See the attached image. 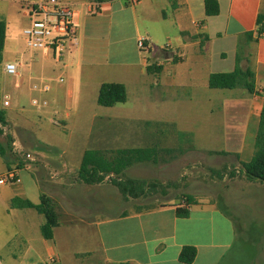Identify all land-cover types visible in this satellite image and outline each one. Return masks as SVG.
Returning <instances> with one entry per match:
<instances>
[{
  "label": "crops",
  "instance_id": "obj_1",
  "mask_svg": "<svg viewBox=\"0 0 264 264\" xmlns=\"http://www.w3.org/2000/svg\"><path fill=\"white\" fill-rule=\"evenodd\" d=\"M216 1L220 12L215 16L206 14L205 0L67 1L73 9L78 44L65 57L70 64L76 60L83 68L98 71L99 87L103 83H122L127 87L124 78L136 74L145 78L149 59L156 65L160 60L173 63L168 65L172 86L197 82L203 71L204 79L208 77L204 85L209 86L211 73L223 71V67L231 68L230 72L235 69L239 49L241 67L255 73V93L224 100L225 150L198 151L242 153L246 141L255 146L264 108V34L244 43L246 33L257 29L264 0ZM142 20L168 29V50L156 46L158 40L153 34H142ZM140 38L146 40V50L138 48ZM185 49L190 51V63L182 54ZM48 60L43 55L37 68L41 78L48 74ZM96 118L91 121L95 123ZM107 119L110 118H103ZM15 138L14 135L12 145L20 144L33 158L24 156L18 162L6 163L7 170L15 171L21 181L8 189L0 188V264H66L81 258L89 259V264H187L179 259L184 247L197 249L190 264H228L226 260L238 240L239 229L220 204L197 199L188 207V216L181 217L178 208L185 207L184 199L168 198L167 189V200L162 202L149 197L147 189L139 196H124L114 184L107 183L108 178L88 185L66 171L59 176L54 173V161L33 150L37 146L35 136L32 135V142ZM153 150L157 154L155 164L159 156L170 155L168 148ZM163 162L168 163V159ZM112 192L121 201L110 214ZM43 195L57 204L59 225L52 240L41 232L44 215L22 204H40ZM256 252L264 256V247ZM251 257L245 264H260Z\"/></svg>",
  "mask_w": 264,
  "mask_h": 264
},
{
  "label": "rangeland",
  "instance_id": "obj_2",
  "mask_svg": "<svg viewBox=\"0 0 264 264\" xmlns=\"http://www.w3.org/2000/svg\"><path fill=\"white\" fill-rule=\"evenodd\" d=\"M28 11L29 5L25 1L0 0V19L7 24L0 63V109L7 113V124L2 126L0 141L8 148L6 155L0 156V177L8 172L6 163L18 162L24 156L33 158L32 155L27 157L26 148L20 144L11 145L9 149L10 137L14 139V135L15 139L23 138L24 142H32V135L35 136L37 146L33 150L54 161V173L61 176L66 171L78 181L79 168L87 150L174 149L164 157L168 163L159 156L157 164L152 161L137 163L119 177L159 183L162 187L148 196L162 202L167 200L164 194L167 189L168 198L185 200V195H191L196 200L211 199L220 204L239 229L238 240L227 263L245 264L253 256L254 260L264 264V256L260 257L256 252L264 247V184L249 181L242 173V162L252 159L255 146L246 141L244 152L239 154L198 151L199 148L225 150L224 100L253 95L240 88L211 89L204 85L208 80V77L204 79V71L197 82L184 87L172 86L168 65L173 63L160 60V73L148 74L145 78L137 74L124 78L128 82L125 103L115 107L101 106L98 104V71L83 68L76 60L70 64L65 57L67 52L63 60H57L51 52L33 50L26 45L23 32L31 24ZM262 14L264 16V4ZM140 25L144 36L153 34L158 40L156 46L168 50L165 38L168 29H160L144 20ZM104 33L102 27L101 34ZM45 54L49 58L46 61L48 74L41 78L37 68ZM182 54L190 63L189 49L183 50ZM149 62L152 61L149 59ZM8 63L19 65L17 74L10 75L5 71ZM220 69L223 70L220 72L231 70L228 67ZM61 78L63 82H60ZM45 84L49 85L47 92L33 89L34 85ZM34 100L46 101L47 105L35 106ZM5 101L9 102L8 106ZM94 116L98 117L95 123L91 121ZM104 117L110 119L103 120ZM216 171L222 176L219 177ZM106 181L113 184L111 179ZM14 184L9 182L0 188L8 189ZM115 193L112 192L109 198L110 214L121 201ZM88 260H68L66 264H89Z\"/></svg>",
  "mask_w": 264,
  "mask_h": 264
},
{
  "label": "trees",
  "instance_id": "obj_3",
  "mask_svg": "<svg viewBox=\"0 0 264 264\" xmlns=\"http://www.w3.org/2000/svg\"><path fill=\"white\" fill-rule=\"evenodd\" d=\"M102 2L104 0H97ZM205 11L208 16L218 15L220 12L219 3L216 0H205ZM7 24L0 19V63L3 60V52L6 40ZM264 34V16L260 15L257 21L256 31L248 32L245 35V41H253L256 37ZM256 36V37H255ZM241 47V45H240ZM162 67L148 60V74L160 73ZM209 87L211 89H244L249 94L255 93V73L251 69H243L241 67V57L238 55L236 67L232 72L211 73L209 76ZM127 101V89L122 83H103L99 89L98 104L104 107H114L117 104ZM7 124V113L4 109H0V135L3 134L2 126ZM13 139L10 137V148ZM189 145V149H192ZM7 147L0 141V156L4 157L7 153ZM174 149H170V154ZM219 154H226L221 152ZM156 152L153 148H127L117 151L104 153L99 150H87L82 159L79 168L78 178L80 182L88 185L103 183L107 178L111 179L113 184L120 190L124 196H139L148 192L155 191L162 187L157 182L148 183L146 181H138L135 179H122L119 177L130 166L142 162H154ZM219 177L222 176L220 171L215 172ZM242 173L249 181L260 182L264 184V108L261 113L259 128L255 142V153L251 160L242 162ZM235 176V173H231ZM170 185H168L169 187ZM139 192V193H138ZM185 207L178 208V215L186 217L189 214L188 207L197 203V200L191 195L184 196ZM23 206L36 209L40 214L44 215L46 221L41 227L42 235L46 239L52 240L54 229L59 225V215L57 213V204L50 197L43 195L40 204H33L29 201L22 202ZM187 206V207H186ZM197 255L195 247H184L180 254V261L190 264ZM57 264V263H52Z\"/></svg>",
  "mask_w": 264,
  "mask_h": 264
},
{
  "label": "built area",
  "instance_id": "obj_4",
  "mask_svg": "<svg viewBox=\"0 0 264 264\" xmlns=\"http://www.w3.org/2000/svg\"><path fill=\"white\" fill-rule=\"evenodd\" d=\"M29 5L27 15L31 18V24L24 30L26 45L33 50H47L57 60H63L65 53L78 44V36L74 22V13L72 7L61 0H20ZM137 2L139 0H132ZM138 48L146 50V40H138ZM19 65L8 63L5 65V71L10 75L18 73ZM64 80L61 78L60 82ZM34 90L47 92L49 85H34ZM9 105L8 101L4 102ZM33 105L42 107L47 102L33 101ZM31 158L30 154H27ZM20 177L15 171H8L6 175L0 177V186L9 182L19 183Z\"/></svg>",
  "mask_w": 264,
  "mask_h": 264
}]
</instances>
